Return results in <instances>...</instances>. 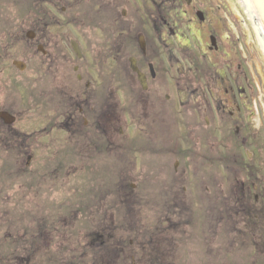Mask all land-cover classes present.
<instances>
[{
  "label": "flooded vegetation",
  "instance_id": "af4514ba",
  "mask_svg": "<svg viewBox=\"0 0 264 264\" xmlns=\"http://www.w3.org/2000/svg\"><path fill=\"white\" fill-rule=\"evenodd\" d=\"M242 28L217 0H0V264L264 263Z\"/></svg>",
  "mask_w": 264,
  "mask_h": 264
},
{
  "label": "rangeland",
  "instance_id": "374dc122",
  "mask_svg": "<svg viewBox=\"0 0 264 264\" xmlns=\"http://www.w3.org/2000/svg\"><path fill=\"white\" fill-rule=\"evenodd\" d=\"M217 3H219L221 6L227 5L228 9L233 12V19L239 20L241 22V25H243V28L241 32H244V42H246L251 48L253 52L248 54V65L250 66V83L252 80H254V83L258 85L257 89V101L258 103L254 106V113L251 114L250 122L251 125L255 129V135L253 142L249 140V143L252 144V147L250 150L254 152L255 154V163H258V160L261 161V169L264 171V51L262 46L260 45L248 19L246 18L238 0H217ZM225 8V7H224ZM244 46V45H243ZM245 49V47H244ZM248 53V48H247ZM252 78V79H251ZM238 144V140L234 141V144L232 145V150H239L236 145ZM260 148L257 150V146ZM250 146V145H249ZM231 163V162H230ZM220 169V168H219ZM224 174V171L222 172ZM221 172H219V180L221 181ZM227 178L224 177V180ZM218 180V181H219ZM222 183V182H221ZM223 184V183H222ZM221 184V185H222ZM224 185V184H223ZM229 188H224L223 186H218L217 193L223 197L222 192L230 193ZM219 204L220 203V198ZM231 204V203H229ZM221 214H223L222 217H219L216 220V229L218 236L220 238L221 234L223 232H226L227 229L231 228H241V223L238 226L233 225L232 223L235 222L234 216L232 214H228V210H220ZM238 223V222H237ZM195 229V228H194ZM198 229H195L194 231H197ZM235 234V232H233ZM6 245V244H3ZM252 249V245L248 246H231L228 242H218V255H217V264H250L249 261V251ZM11 252V251H10ZM9 256H13V254H9ZM211 261V260H210ZM199 264H201V259L199 260ZM8 264H15L13 262H9ZM264 264V263H262Z\"/></svg>",
  "mask_w": 264,
  "mask_h": 264
},
{
  "label": "water",
  "instance_id": "95a60500",
  "mask_svg": "<svg viewBox=\"0 0 264 264\" xmlns=\"http://www.w3.org/2000/svg\"><path fill=\"white\" fill-rule=\"evenodd\" d=\"M247 1H248L249 5H251L252 7H254V5H255V8L258 9V11H260L261 14H263V19H264V0H247ZM238 2L240 4V6H241L246 18L248 19V21H249V23H250L255 35H256V32H257L256 28L258 27V36H260V42L263 43V39L261 37L262 36L261 30L263 29V31H264V27H263V21L261 19V14L260 13L258 14V12H256L257 10L256 11L253 10L251 15H250V13L248 12V9L244 5V1L243 0H238ZM252 17L256 18L257 21H253ZM259 28H261V30ZM257 39H258V37H257ZM261 43H260V45L262 46L263 51H264V45H262Z\"/></svg>",
  "mask_w": 264,
  "mask_h": 264
}]
</instances>
